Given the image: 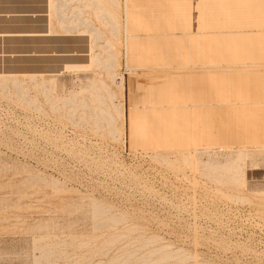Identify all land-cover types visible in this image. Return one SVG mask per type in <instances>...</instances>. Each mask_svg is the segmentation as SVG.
<instances>
[{
    "label": "rangeland",
    "instance_id": "1",
    "mask_svg": "<svg viewBox=\"0 0 264 264\" xmlns=\"http://www.w3.org/2000/svg\"><path fill=\"white\" fill-rule=\"evenodd\" d=\"M57 1L90 54L0 81V264H264V0Z\"/></svg>",
    "mask_w": 264,
    "mask_h": 264
},
{
    "label": "crops",
    "instance_id": "2",
    "mask_svg": "<svg viewBox=\"0 0 264 264\" xmlns=\"http://www.w3.org/2000/svg\"><path fill=\"white\" fill-rule=\"evenodd\" d=\"M60 7L64 10L61 17H67L65 22L51 0H0V81L60 77L71 63L89 56V48L79 53L72 51L70 44L82 36L72 35L63 27L72 25V19L69 5ZM60 27L64 30L60 31Z\"/></svg>",
    "mask_w": 264,
    "mask_h": 264
},
{
    "label": "bare ground",
    "instance_id": "3",
    "mask_svg": "<svg viewBox=\"0 0 264 264\" xmlns=\"http://www.w3.org/2000/svg\"><path fill=\"white\" fill-rule=\"evenodd\" d=\"M58 1H60V0H58ZM58 1H57V2H58ZM93 1L96 2L97 0H92V2H93ZM61 2H62V1H61ZM94 2H93V3H94ZM99 2H100V1H99ZM97 3H98V2H97ZM58 4H59V3H57V5H58ZM60 4H61V3H60ZM64 4H65V3H64ZM92 5H93V4H92ZM60 6H61V5H60ZM94 6H95V8H97L98 6H100V7H98V8H99L100 10L102 9V8H101L102 6H101V5H97L96 3H95ZM96 6H97V7H96ZM56 7H57V6H56ZM57 9L59 10V8H57ZM57 9H56V10H57ZM58 10H57V11H58ZM162 12H163V11H162ZM100 13H102V16H103V15L105 16V20H109L110 23H113V22H112L113 17L110 16L109 13H105V12H104L105 14H104L103 12H100ZM59 15H61V14H59ZM59 17H60V16H59ZM76 17H77V16H76ZM100 17H101V16H100ZM106 18H107V19H106ZM61 19H63V18L61 17ZM99 19H101V18H99ZM78 20H79V19H78ZM101 20H102V19H101ZM64 21H65V20H64ZM66 21H67V20H66ZM79 21H80V20H79ZM77 25H78V24H77ZM79 25H80V24H79ZM81 26H82V25H81ZM71 27H72V26H71ZM78 27H79V26H78ZM87 27H88V26H87ZM75 28H76V27H75ZM79 28H80V27H79ZM89 28H90V27H89ZM112 28H113V27H112ZM116 28H117V27H116ZM65 29H67V28H65ZM73 29H74V28H73ZM68 30H69V29H68ZM71 30H72V29H71ZM73 31H74V30H73ZM115 31H116V30H115V28H114V33H115ZM70 32H72V31H70ZM91 32H92V31H91ZM116 33H117V32H116ZM27 34H28V33H27ZM117 34H118V33H117ZM117 34H115V35L117 36ZM38 38H39V37H38ZM99 38H100V37H99ZM117 38H118V37H117ZM96 39H97V37H96ZM76 42H77V41H76ZM76 42H75V43H76ZM80 42H81V41H80ZM60 48H61V47H60ZM54 51H55V50H54ZM105 65H106V64H105ZM111 65H113V64H111ZM103 66H104V65H102V67H103ZM107 67H108V66H107ZM113 67H114V65H113ZM110 69H111V68H110ZM93 88H94V87H93ZM98 94H99V93H98ZM73 104H74V103H73ZM99 105H100V104H99ZM101 107H102V106H101ZM103 107H104V106H103ZM80 109H81V108H80ZM84 110H85V109H84ZM77 112H78V111H77ZM91 112H92V111H91ZM57 113H58V112H57ZM95 113H96V112H95ZM101 114H102L103 116H105L104 118H107V119H109V120H111V121H114L111 115H109V114H107V113H106V114H105V113H104V114L101 113ZM92 116H93V115H92ZM93 117H94V116H93ZM93 122H94V121H93ZM106 123H107V122H106ZM111 123H113V122H111ZM112 126H113V125H112ZM109 127H110V126H109ZM111 129H112V128H111ZM114 129H115V127H114ZM239 156H240V155H239ZM239 156H238L237 158H240V159H241V157H239ZM186 158H187V157H186ZM240 159H239V160H240ZM189 160H190V159H189ZM97 213H98V212H97ZM99 214H100V213H99ZM163 252H164V251H163Z\"/></svg>",
    "mask_w": 264,
    "mask_h": 264
}]
</instances>
